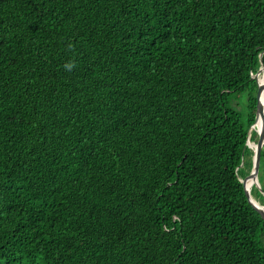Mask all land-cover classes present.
<instances>
[{
	"label": "trees",
	"instance_id": "obj_1",
	"mask_svg": "<svg viewBox=\"0 0 264 264\" xmlns=\"http://www.w3.org/2000/svg\"><path fill=\"white\" fill-rule=\"evenodd\" d=\"M260 60L264 0H0V264H264Z\"/></svg>",
	"mask_w": 264,
	"mask_h": 264
},
{
	"label": "water",
	"instance_id": "obj_2",
	"mask_svg": "<svg viewBox=\"0 0 264 264\" xmlns=\"http://www.w3.org/2000/svg\"><path fill=\"white\" fill-rule=\"evenodd\" d=\"M260 62H261V66L258 68L257 72L252 75V77L256 80V83H257L256 104H255L254 122L251 124L250 128L248 129L247 140L245 143L246 145H247V141L249 138V134L251 130H253V127L256 124V122H260V125H261L260 128H264V101L263 102L260 101V96H261V92L264 87V84L258 82V75L262 70H264V65L262 64V60H260ZM254 131L257 134V139H256V146L252 150L251 169H250V172L244 178H239V180L242 183V186H243L248 202L259 213L261 218L264 220V205L261 204L251 194V190H249L248 187L246 186L249 179L251 178L255 179L256 181H255L254 187L257 188L264 196V191H262V188L260 187V183L258 181V171H259L261 150L264 144V139H261V132L259 130H254ZM247 147L250 148L248 145ZM242 164H243V161L240 163V166H242Z\"/></svg>",
	"mask_w": 264,
	"mask_h": 264
},
{
	"label": "bare ground",
	"instance_id": "obj_3",
	"mask_svg": "<svg viewBox=\"0 0 264 264\" xmlns=\"http://www.w3.org/2000/svg\"><path fill=\"white\" fill-rule=\"evenodd\" d=\"M258 82L264 84V70H262L259 75H258ZM260 101L263 102L264 101V87L262 89V92H261V96H260ZM260 122H256V124L254 125L253 127V130H258L260 129ZM252 131V130H251ZM257 135V134H256ZM247 145L251 148V150H253L256 146V140H252L251 139V132L249 134V138H248V141H247ZM255 179L251 178L248 180L247 182V187L249 190H251L255 184ZM259 181V180H258ZM255 196V195H254Z\"/></svg>",
	"mask_w": 264,
	"mask_h": 264
},
{
	"label": "rangeland",
	"instance_id": "obj_4",
	"mask_svg": "<svg viewBox=\"0 0 264 264\" xmlns=\"http://www.w3.org/2000/svg\"><path fill=\"white\" fill-rule=\"evenodd\" d=\"M258 180L260 183V187L261 188L264 187V160L260 161L259 171H258Z\"/></svg>",
	"mask_w": 264,
	"mask_h": 264
},
{
	"label": "snow or ice",
	"instance_id": "obj_5",
	"mask_svg": "<svg viewBox=\"0 0 264 264\" xmlns=\"http://www.w3.org/2000/svg\"><path fill=\"white\" fill-rule=\"evenodd\" d=\"M261 132V139H264V128L258 129Z\"/></svg>",
	"mask_w": 264,
	"mask_h": 264
}]
</instances>
